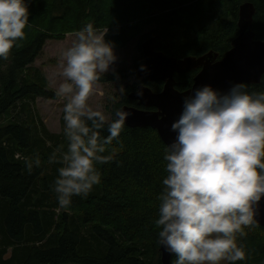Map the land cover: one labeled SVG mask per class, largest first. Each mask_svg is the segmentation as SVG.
I'll list each match as a JSON object with an SVG mask.
<instances>
[{
    "label": "trees",
    "instance_id": "obj_1",
    "mask_svg": "<svg viewBox=\"0 0 264 264\" xmlns=\"http://www.w3.org/2000/svg\"><path fill=\"white\" fill-rule=\"evenodd\" d=\"M245 1L256 5L253 30L264 40V0H28L32 27L9 58L0 60V121L13 108L21 110L0 124V264H162L155 220L167 176V145L158 131L125 124L119 140L103 153L114 160L97 165L101 183L87 198L74 196L71 207L62 209L52 191L61 165L47 161L54 149L67 146L63 114L62 131H51L33 104L38 97L57 99L56 91L48 88L40 69L25 72L48 40L64 39L89 22L109 29L106 39L115 48L137 40L142 52L143 40L160 35L170 43L164 50L169 55L216 50L220 58L239 33L238 10ZM143 62L142 53L133 64L116 69L118 79L112 73L102 76L100 82L136 79L113 104V113L125 104L138 106L128 93L142 82L137 69ZM198 70L176 74V88L189 89ZM147 85L158 92L164 82ZM247 86L250 92L264 91V76ZM36 154L42 166L29 173L25 158ZM237 238L246 257L235 264H264L263 225L246 228Z\"/></svg>",
    "mask_w": 264,
    "mask_h": 264
},
{
    "label": "clouds",
    "instance_id": "obj_2",
    "mask_svg": "<svg viewBox=\"0 0 264 264\" xmlns=\"http://www.w3.org/2000/svg\"><path fill=\"white\" fill-rule=\"evenodd\" d=\"M30 15L28 0H0V60L25 39ZM108 33L89 22L61 54L62 82L55 94L66 99L68 143L54 149L47 163L61 165L52 191L62 209L71 207L74 196L87 198L101 183L97 165L114 160L103 153L119 140L130 115L117 108L109 118L89 104L102 76L119 78ZM171 130L176 137L164 154L167 176L157 197V244L176 257L174 264L244 261L237 236L259 226L264 199V91L250 92L245 83L232 84L226 92L203 85L184 98ZM25 166L29 173L40 168L39 154L26 157Z\"/></svg>",
    "mask_w": 264,
    "mask_h": 264
},
{
    "label": "water",
    "instance_id": "obj_3",
    "mask_svg": "<svg viewBox=\"0 0 264 264\" xmlns=\"http://www.w3.org/2000/svg\"><path fill=\"white\" fill-rule=\"evenodd\" d=\"M239 35L232 46L219 58V52L210 50L202 55L177 57L164 52L170 43L160 35L152 36L142 43L144 70L137 69L140 82L129 98L137 100L139 106L125 104L121 108L130 115L126 119L129 127H152L168 146L176 133L171 130L172 123L179 118L183 110V101L194 89L203 85L226 92L232 84L260 83L264 75V40L257 39L253 30L256 5L245 1L239 6ZM161 47L162 49H158ZM191 88L180 91L176 88V74L199 69ZM164 82L162 91L156 92L148 82ZM142 93V94H139ZM259 225H264V199L260 203ZM162 264H171L173 254L160 248Z\"/></svg>",
    "mask_w": 264,
    "mask_h": 264
},
{
    "label": "rangeland",
    "instance_id": "obj_4",
    "mask_svg": "<svg viewBox=\"0 0 264 264\" xmlns=\"http://www.w3.org/2000/svg\"><path fill=\"white\" fill-rule=\"evenodd\" d=\"M75 39V32L68 33L64 39H50L44 44L43 51L36 59L34 64L25 72L28 75L30 70L38 68L47 77L48 88L57 89L59 83L62 82V77L59 73L62 71V52L65 48L71 45L72 41ZM115 52L118 56L116 62V69L128 67L133 64L136 59L142 56L141 51L138 48L137 40H133L126 46L115 48ZM8 61H6L7 63ZM5 63V65H6ZM2 68L5 66L2 65ZM29 71V72H28ZM136 81L134 77H130L125 80H118L115 82H98L97 93L90 97L89 104L93 109H98L104 112L109 118L113 115V104H117L121 100L123 91L128 84H133ZM36 105L38 114L42 117L47 127L53 132H61L62 124L61 117L63 114V107L66 103V99L63 97H58L57 99H45L43 97L36 98ZM18 110L13 108L11 112L3 115L0 124L9 123L15 117L18 116ZM21 112V110H19ZM239 242V238H237ZM225 264V262H221Z\"/></svg>",
    "mask_w": 264,
    "mask_h": 264
},
{
    "label": "bare ground",
    "instance_id": "obj_5",
    "mask_svg": "<svg viewBox=\"0 0 264 264\" xmlns=\"http://www.w3.org/2000/svg\"><path fill=\"white\" fill-rule=\"evenodd\" d=\"M238 20H239V18H238ZM237 24H238V22H237ZM238 26H239V24H238ZM239 32H240V28H239ZM238 35H239V33H238ZM238 35H237V36H238ZM154 36H155V35H154ZM146 40H147V39H146ZM143 42H144V40H143ZM143 42H142V43H143ZM142 43H141V45H142ZM141 48H142V47H141ZM158 48H161V47H158ZM161 49H162V48H161ZM141 53H142V52H141ZM194 70H197V69H194ZM199 70H200V68H199ZM198 72H199V71H198ZM196 75H197V74H196ZM263 76H264V75H263ZM138 77H139V76H138ZM262 78H263V77H262ZM159 81H160V80H159ZM161 81H162V80H161ZM261 81H262V80H261ZM176 83H177V82H176ZM260 83H261V82H260ZM193 84H194V83H193ZM192 86H193V85H192ZM192 86H191V87H192ZM191 87H190V88H191ZM184 91H185V90H184ZM133 100H134V99H133ZM135 101H137V100H135ZM137 103H138V102H137ZM138 106H139V105H138ZM148 127H149V126H148ZM261 225H263V224H261ZM263 226H264V225H263ZM160 253H161V251H160ZM172 257H173V256H172ZM171 259H172V258H171Z\"/></svg>",
    "mask_w": 264,
    "mask_h": 264
},
{
    "label": "flooded vegetation",
    "instance_id": "obj_6",
    "mask_svg": "<svg viewBox=\"0 0 264 264\" xmlns=\"http://www.w3.org/2000/svg\"><path fill=\"white\" fill-rule=\"evenodd\" d=\"M199 71V70H198ZM161 81V80H160ZM153 82V81H152ZM163 87H164V85H163ZM163 89V88H162ZM136 90V89H135ZM132 91H134V90H132ZM132 91H130L129 93H131ZM162 91V90H161ZM158 92H160V91H158ZM129 93H128V96H129ZM133 100V99H132ZM137 102V101H136ZM137 104V103H136Z\"/></svg>",
    "mask_w": 264,
    "mask_h": 264
},
{
    "label": "crops",
    "instance_id": "obj_7",
    "mask_svg": "<svg viewBox=\"0 0 264 264\" xmlns=\"http://www.w3.org/2000/svg\"><path fill=\"white\" fill-rule=\"evenodd\" d=\"M36 100H37V99H36ZM34 104L36 105V101H35V103H34ZM35 109H36V111H37V106H36V108H35ZM37 112H39V111H37ZM41 118H42V117H41Z\"/></svg>",
    "mask_w": 264,
    "mask_h": 264
}]
</instances>
